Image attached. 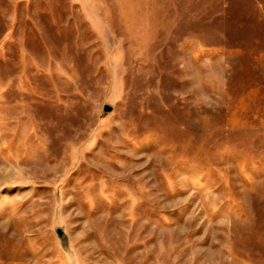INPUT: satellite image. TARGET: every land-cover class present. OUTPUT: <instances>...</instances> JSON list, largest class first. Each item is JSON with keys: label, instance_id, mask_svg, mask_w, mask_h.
<instances>
[{"label": "rangeland", "instance_id": "1", "mask_svg": "<svg viewBox=\"0 0 264 264\" xmlns=\"http://www.w3.org/2000/svg\"><path fill=\"white\" fill-rule=\"evenodd\" d=\"M0 264H264V0H0Z\"/></svg>", "mask_w": 264, "mask_h": 264}, {"label": "water", "instance_id": "2", "mask_svg": "<svg viewBox=\"0 0 264 264\" xmlns=\"http://www.w3.org/2000/svg\"><path fill=\"white\" fill-rule=\"evenodd\" d=\"M106 111H111L112 110V107L107 105L106 108H105Z\"/></svg>", "mask_w": 264, "mask_h": 264}]
</instances>
